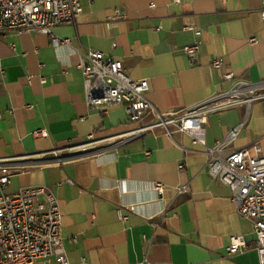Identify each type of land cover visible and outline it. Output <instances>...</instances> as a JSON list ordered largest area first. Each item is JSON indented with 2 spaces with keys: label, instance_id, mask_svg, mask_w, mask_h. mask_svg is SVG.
<instances>
[{
  "label": "crops",
  "instance_id": "crops-1",
  "mask_svg": "<svg viewBox=\"0 0 264 264\" xmlns=\"http://www.w3.org/2000/svg\"><path fill=\"white\" fill-rule=\"evenodd\" d=\"M79 1L74 23L53 29L69 44L55 47L50 35L33 31L0 36V163L10 167L4 192L52 190L70 264H258L252 225L238 214L229 186L209 174L204 147L174 126L171 135L153 127L122 143L123 133L155 123V113L130 123L122 106L89 108L78 62L89 49L121 60L132 79L148 80L146 97L159 113L181 112L227 89L226 72L264 79L263 0ZM196 42L192 60L183 48ZM243 115V107L211 113L206 145ZM44 128L47 136L34 134ZM255 140L264 154V99L225 153ZM155 182L165 188L160 201ZM181 186L187 191L178 193ZM232 235L244 236L247 251L226 254Z\"/></svg>",
  "mask_w": 264,
  "mask_h": 264
},
{
  "label": "built area",
  "instance_id": "built-area-1",
  "mask_svg": "<svg viewBox=\"0 0 264 264\" xmlns=\"http://www.w3.org/2000/svg\"><path fill=\"white\" fill-rule=\"evenodd\" d=\"M179 3L180 0H172ZM261 16L264 20V0ZM153 5V4H152ZM79 0H0V36L6 32L21 34L28 31L50 35L53 46L69 44V39L57 37L53 29L71 25L81 13ZM184 29L200 31L192 25ZM255 43V38L249 39ZM184 53L195 59L200 52V43L186 45ZM214 69L223 66L216 58L211 63ZM78 67L84 80L85 100L89 108L106 111L111 106L124 107L130 123H138L147 112L156 115V122L140 126L120 135L121 142L138 138L148 129L163 127L171 135L169 126L188 134L194 144H199L209 155L207 170L221 183L229 186L231 199L238 214L248 219L255 234V251L258 264H264V154L260 143L255 140L247 147L230 150L234 141L250 118L253 104L264 99V79L258 82L235 80L230 72L223 74V81L230 82L227 89L185 108L178 113H159L146 97L149 89L147 79H132L124 70L121 60L95 49L79 51ZM1 70V55H0ZM45 83L44 78L41 79ZM244 108V115L213 146L205 143L208 116L227 109ZM36 136H47L48 132L38 129ZM183 168V165H180ZM10 167L0 163V264H70L62 235V213L57 197L47 186L23 187L7 194ZM164 185L153 184L159 201L163 198ZM187 191L186 186L177 189ZM134 206L129 207L133 212ZM118 216L126 220L120 210ZM75 242V238L68 240ZM249 245L243 235H232L226 247V254L233 255L247 251ZM140 264H149L144 258Z\"/></svg>",
  "mask_w": 264,
  "mask_h": 264
}]
</instances>
